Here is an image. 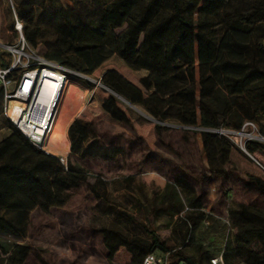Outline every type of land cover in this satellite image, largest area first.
<instances>
[{
    "label": "trees",
    "instance_id": "trees-1",
    "mask_svg": "<svg viewBox=\"0 0 264 264\" xmlns=\"http://www.w3.org/2000/svg\"><path fill=\"white\" fill-rule=\"evenodd\" d=\"M27 1H17L19 15L21 19L29 22L25 27V37L37 45L41 30L37 25L34 30L31 29V23L34 26L37 21H34L33 12L24 10ZM35 1L29 3L33 4ZM39 1L44 9L39 12L38 17L48 21L53 35L52 39L43 41L46 46L43 56L84 74H92L113 55L107 49V29L121 26L126 14L140 2L70 0L73 7L68 10L57 0ZM179 2L180 0H154L152 6L140 10L139 21L129 27L125 41L114 53H119L123 59L149 71L154 89L167 102V109L173 105L183 107L197 122L198 107L202 111L206 100L214 97L219 101L224 100L225 94L223 96L218 92L221 89L233 98L237 111L242 116L244 115L241 110L247 113L245 120L254 119V104L249 99L245 100L243 95L248 93L250 85L264 81V20H256L247 30L241 31L229 24L224 25L221 12L226 6L225 0H204L203 3H200L201 0H190L191 3L186 8ZM161 5L167 9L168 16L153 23V19L158 16L155 9ZM196 12L208 20L202 24L196 23ZM218 41L220 42L217 43ZM249 57L252 61H249ZM116 61L119 62V59ZM119 63L117 67L113 65L112 69L124 76L121 68L129 66L124 62ZM257 63L261 65L257 66ZM9 66V61L0 51V68ZM16 75L17 72L13 70L9 76L14 78ZM4 93V85L0 83V99L4 98ZM261 94L264 97V89ZM105 96L100 97L96 115L110 113L107 106V98H110L107 94ZM128 96L131 97L129 94ZM113 98L120 101L116 96ZM81 104L82 101L78 104L77 113ZM85 112L86 109L83 108L82 114ZM202 126L217 127L206 122ZM129 127L133 128V125L130 124ZM8 128L10 133L0 141L1 232L19 236L23 229L17 227L7 213L17 212L26 216L40 204L53 201L56 186L74 190L80 184L87 183L90 178H95L96 182L88 186L100 203L106 220L93 227V230L103 236L102 242L108 250L110 264H114V258L121 247L131 253L129 264H142L147 253L169 250L174 252L177 259L184 260L185 264H213L211 259L220 253L223 254L224 264H244L240 259V255L244 253L252 264H260L258 254L226 238V224L221 223V218H214L204 210V186L207 181L210 178H230L236 175L229 166L231 142L217 133L203 131L213 137L217 151L209 157V173L186 171L177 164H171L170 176L162 191H155L149 197L142 193L144 203L136 200L135 206L141 209L139 217L150 228L154 220L168 216V223L164 226H172L173 234L180 235L183 243L172 247L169 242L161 241L152 229L144 228L150 236L147 239L134 233L126 220L113 216L115 209L122 204L111 201L108 192L110 184L100 174L89 171L80 163V160H86L92 153L96 154L99 144L96 125L81 118H76L69 124L67 134L71 149L67 164L60 157L34 145L9 120ZM101 147L110 158H117L125 152L119 143L101 144ZM72 155L78 161L73 162ZM138 178L137 174L114 177L111 180V184L115 185L113 190L131 193L134 190L133 185L139 181L138 188L143 192L144 183ZM239 178L247 188L264 192V181ZM206 222L210 224L209 232L225 236L224 244L206 241ZM260 234L264 241V231ZM185 243L197 246L196 257L184 252ZM27 259L28 254L24 247L0 239L1 264H29Z\"/></svg>",
    "mask_w": 264,
    "mask_h": 264
},
{
    "label": "rangeland",
    "instance_id": "rangeland-1",
    "mask_svg": "<svg viewBox=\"0 0 264 264\" xmlns=\"http://www.w3.org/2000/svg\"><path fill=\"white\" fill-rule=\"evenodd\" d=\"M17 1L0 0V51L3 52L10 65L14 64L15 60L17 61V57L14 54V49L12 51L6 49L8 45L16 47L19 40L24 39L32 50L37 54L44 55L46 46L43 41L50 40L53 36L52 28L47 24L48 21L38 17L39 12L44 9L43 5L39 0H36L33 4L29 3L32 0H28L24 5V10L33 12L34 21H37L34 26L31 23V29L34 30L37 25L41 30L37 38V45L32 44L25 37V27L29 22L27 23L26 20L20 18ZM139 1V4L126 14L121 26H111L107 29V35L105 36L108 44L107 49L113 52V55L92 74L79 72V75H71L69 78V80L76 81L85 94L84 98L79 100V103L82 101L80 110L77 113L76 108L74 113V117L77 114L78 117L73 119L88 118L96 120L94 125H96L99 137L96 154L92 153L86 160H80V163L89 171L100 174L102 178L107 180L110 184L108 192L111 201L121 202L122 206H125L124 203L132 204L135 207L133 213L138 216L141 209L135 206L136 200L144 203L145 199L142 193L149 197L155 191L161 192L165 184L164 180L170 176V165L177 164L179 166L173 160L172 157L174 156L171 155L172 153L179 155L180 151L185 156L184 163L190 168L189 170L193 171L201 170L202 166L199 164V157L203 152L207 154L208 158L217 153L213 137L203 133V131H206L205 127L202 126L203 122L217 127H228L237 130L239 128L237 125L245 120L244 116H248L245 111L241 110L244 115L242 116L237 111L233 98L221 89L218 92L223 96L225 94L224 100L219 101L215 97L212 100H206L202 111L198 107L197 122L192 119L190 112L183 107L173 105L167 109L168 104L164 98L163 101L167 110L165 109L161 115H153L150 111L143 108V104H149L147 106L150 107L151 103H155L153 99L148 97L149 94L153 93L152 90L154 89V84L149 78V71L123 59L119 53H114L115 50L120 49L121 43L125 41L129 27L139 21L140 10L148 8L150 5L152 6L154 2V0ZM57 2L68 10L73 7V3L70 0H57ZM203 2L204 0H201L200 3ZM225 2L226 6L221 12L225 26L229 24L231 27L245 31L254 21L264 20V0H225ZM179 3L183 8H186L191 2L190 0H180ZM155 10L158 12V16L153 19V23L160 18L168 16V11L163 5ZM194 19L198 24L205 23L208 20L198 12L194 14ZM142 40L143 34L141 36ZM198 48L197 43L196 49L198 50ZM117 59H119V62H124L131 67L121 68L124 76L112 69L113 65L117 67L120 64L116 61ZM248 59L252 61V58L249 57ZM23 64L22 62L18 67H15L17 74L22 71V67L20 68L19 66H23ZM258 65H261V63H257ZM262 67L264 69V62ZM9 80L11 83L13 77H10ZM126 88L134 91L135 94L139 92L141 97H138V95L129 97L125 93ZM263 89L264 81L253 83L249 86V91L246 95H243V98L253 102L254 119L259 130L264 134V97L261 94ZM105 93L110 98L107 101L108 109H111L115 114L124 111L137 113L145 120L156 125L157 131L167 132L164 133L162 139H158L154 147L157 153L161 154V160L163 161L158 162L155 159L156 153L154 152V154L149 153L146 165H142L143 156L139 152L143 145L141 136H139L142 133V129L139 132V129L134 124H132L133 128L129 127V132L134 134L133 137L111 134L114 126L112 127V124L107 121L110 116L104 114V112L96 115V112L99 111L100 97L105 96ZM113 96H116L120 101H116ZM83 108L86 109L84 114H82ZM192 132H196L195 134H199L202 137L203 145L201 151L195 150L196 143L190 138V136L192 137ZM9 133L8 118L5 114L3 98L0 99V141ZM222 137L231 142L232 154L229 166L235 171L236 175L230 178H210L207 181L204 186V210L214 218H221V223L226 224V238H230L235 244H241L254 254H258L260 257L259 263L264 264V241L261 239L260 234L261 231H264V192L254 188H247L239 178H254L256 181H264V146L251 145L248 142L250 144L248 146L249 152H246L240 147V136L236 133ZM106 143H119L125 152L119 154L117 158L107 157L104 154L105 150L101 147V144ZM44 151L51 153L46 150L45 146ZM68 155L57 154L56 156L67 164ZM174 158L177 159L176 157ZM72 161H78V158L72 155ZM196 166L198 169H195ZM128 174H137L139 176L138 179L144 183L143 192L138 188L139 181L135 182L133 185L134 190L131 193L123 190H113L115 185L111 184V180L114 177ZM160 174L163 176L161 177ZM95 182V178H90L87 183H82L80 188L72 192L61 186H56L57 198L54 202L40 204L27 213L26 216L17 212L7 213V216L15 222V225L23 227V229H21L19 236L0 231V239L14 242L17 246L24 247L28 254L27 262L29 264H110L108 253L102 242L103 236L100 232L97 233L93 230V227L106 220L104 211L99 206L100 203L96 202L88 188V184L92 185ZM168 220V216L154 220L151 228L145 221L142 222L140 220V222L146 225L145 229H152L153 231L160 229L159 234L162 240L169 242L166 239L168 238L167 232L161 227L168 223ZM209 226V222H206L204 227L206 241L219 245L224 244L225 236L222 237L215 232H209ZM172 239L173 242H169L172 247H178L183 244L178 234L172 236ZM183 250L188 255L195 257L198 255V248L193 243H185ZM127 256V253L122 251L117 258H114V264H129L130 261ZM247 258L249 257L246 253L240 255V259L244 264H252L251 260Z\"/></svg>",
    "mask_w": 264,
    "mask_h": 264
},
{
    "label": "built area",
    "instance_id": "built-area-1",
    "mask_svg": "<svg viewBox=\"0 0 264 264\" xmlns=\"http://www.w3.org/2000/svg\"><path fill=\"white\" fill-rule=\"evenodd\" d=\"M17 45L6 47L11 51L14 49L17 61L9 67L0 68V83L5 88V114L34 145L44 150L55 121L61 90L70 76L79 75V72L37 54L24 39L19 40ZM22 62L23 66H19L22 71L10 83L11 71ZM12 102H15L13 112ZM204 129L225 137L236 133L240 136V147L246 152H249L250 144L264 146V134L252 119L245 120L237 130L228 127ZM211 261L213 264H224L223 254L213 257ZM142 264H185V261L177 259L174 252L169 250L147 253Z\"/></svg>",
    "mask_w": 264,
    "mask_h": 264
},
{
    "label": "crops",
    "instance_id": "crops-1",
    "mask_svg": "<svg viewBox=\"0 0 264 264\" xmlns=\"http://www.w3.org/2000/svg\"><path fill=\"white\" fill-rule=\"evenodd\" d=\"M121 84V82H120ZM154 88V87H153ZM126 92L130 95V96H137L138 97H141V94L138 92L137 94L134 93V91L132 90H128V88L125 89ZM153 93H151V95L148 97L153 99L155 101V103H151L150 107H148L147 105L149 104H143V108L147 109L148 111H150L153 115H161L165 109H166V104L165 102L163 101V97L155 91V89L152 90ZM106 97V96H105ZM147 97V99H149ZM107 101H108V98H107ZM109 112H104V114L110 116V118H108V123H111L112 124V127L114 126V128H112L111 130V134L112 135H125L126 137H133L134 134L132 132H129V125L130 124H134L135 127H137L139 129V132H140V129H142V133L139 134V136H141V140L143 142V145L141 147V149L139 150V152L142 153V165H146V160L147 158H149V153H153L154 152L156 153V157L155 159L159 161H163L161 160V154L160 153H157V151L154 149L155 147V143H157L158 139H162V137L164 136V133H167V132H161V131H157V127L156 125H154L152 122L148 121V120H145L143 117H141V115H138L137 113H130V112H122V113H117L115 114L111 109H109ZM75 117H78V114L75 116ZM74 117V118H75ZM82 119V118H81ZM93 124L96 123V120H90L88 118H83ZM74 120V119H73ZM72 122V121H71ZM70 122V123H71ZM69 123V124H70ZM69 124L67 125V129H68V126ZM116 127V128H115ZM116 131H115V130ZM196 132H192V137L190 136V138H192L191 140L194 141V143H196V149L195 150H200L202 149V145H203V141H202V137L201 135L199 134H195ZM186 136V134H185ZM189 136V135H188ZM151 146H153V148H151ZM157 150H159V148H157ZM174 150V149H172ZM147 153V154H146ZM148 155V156H147ZM173 155L174 157H176L177 159H175L174 157L173 160L175 162H177L179 164V166H181L182 168H184L186 171H188L190 168L184 163V158L185 156L180 153L179 151V155H176V154H171ZM193 157V156H192ZM198 157V156H197ZM199 164L200 166H202L201 170L203 171H206L207 173H209V158L207 156V154L205 152H203V154L199 157ZM140 165V164H139ZM195 169H198L197 166L195 167ZM199 170V171H201ZM152 173H154V171H152ZM161 175V174H160ZM163 175H161L162 177ZM167 179H165L164 181L166 182ZM82 185L80 184L76 189L80 188ZM89 188V186H88ZM74 189V190H76ZM57 190V189H56ZM90 190V188H89ZM73 190H70V192H72ZM65 193H69V192H65ZM56 195H57V191H56ZM55 195V199L52 202H54L57 198V196ZM95 198V197H94ZM96 200V199H95ZM96 202H98V200H96ZM125 206H118L117 209H115V211L113 212V216L115 217H118V218H122L124 220H126L130 226V229L144 237V238H147V239H150V236L149 234L146 232V230L144 229V225L143 223L140 222V220L143 222V220L138 216V215H135L133 213V210L135 207H133L132 204H128V203H124ZM137 222H140L142 225H139ZM162 228H164L163 230H165V232H167L168 234V238L167 241L169 242H173V239H172V236H174L175 234H173V229H172V226L170 227H165V226H161ZM158 238L161 240V241H164L162 240V238L160 237V229L154 231ZM177 234V233H176ZM105 247V245H104ZM107 253H108V250L107 248L105 247ZM124 251L125 253H127V257L129 258V261L131 260V253L129 251H127V249L125 247H121L117 253V255L115 256V258H117V256L122 252Z\"/></svg>",
    "mask_w": 264,
    "mask_h": 264
},
{
    "label": "bare ground",
    "instance_id": "bare-ground-1",
    "mask_svg": "<svg viewBox=\"0 0 264 264\" xmlns=\"http://www.w3.org/2000/svg\"><path fill=\"white\" fill-rule=\"evenodd\" d=\"M85 96L77 82L69 80L60 93V100L55 114V121L49 133V138L45 144L47 151L55 155H66L71 149V143L67 134V125L73 120L74 113L80 99ZM12 102L11 112L14 111ZM16 111L19 112V108Z\"/></svg>",
    "mask_w": 264,
    "mask_h": 264
}]
</instances>
